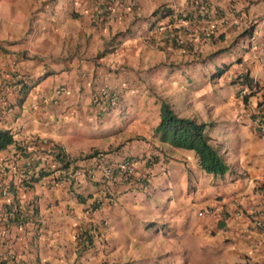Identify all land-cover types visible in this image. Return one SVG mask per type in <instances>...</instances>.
<instances>
[{
    "label": "crops",
    "instance_id": "crops-1",
    "mask_svg": "<svg viewBox=\"0 0 264 264\" xmlns=\"http://www.w3.org/2000/svg\"><path fill=\"white\" fill-rule=\"evenodd\" d=\"M27 1L0 0V19H5V25H0V45L5 50H0V75L25 74L30 84L37 81L13 109L17 116L7 115L1 123L3 128L12 130L20 145L0 151L3 168L0 177L9 182L17 176L16 167L23 163L24 157L21 146H27L25 151L36 150L34 147L40 150L42 139H49L77 158L117 148L104 160L118 164L124 155L140 157L134 164L136 174L140 177L148 174L150 178L140 186L121 179L111 182L102 176L105 165L101 161L81 158L76 164L91 170L89 173H94L95 178L87 175L75 186L63 180L55 183L43 178L32 188L16 189L10 198L0 197V263L153 264L154 260H161V264H264V228L255 227L248 216L263 196V186L254 187V184L264 178V127L260 129L248 115V110L257 105L256 96L249 98L245 107L241 99L230 95L223 106L218 91L219 99L206 104L214 109L215 118L210 121L212 132L217 133L221 123L227 128L226 135L220 132L217 137L209 133L213 144L219 146L220 153L230 162L226 161L230 172L224 178L206 173L198 166L197 159L193 163L177 154L174 147L159 142L153 136L157 123L131 125L123 135L121 129L105 121L113 109L123 114L126 104L145 90L155 89L173 102L185 96V89L175 87L176 83L161 87L158 76L167 74L169 68L187 71L195 66L175 67V63L162 69L155 66L154 58H159L161 53L165 60L167 49L160 50L150 44L149 39L156 32L150 31V25L142 18L162 3L180 6L187 0H135L137 9L133 13L117 8L126 26L133 25V32L101 57H96L100 47L121 31L117 30L120 25L116 16L93 25L92 15L83 13L81 8L93 13L91 1L82 0L75 7L73 0H62L57 4L60 10L54 15L42 14L41 21L39 16L42 29L24 35L21 29L28 20H17L15 15ZM70 5L83 13L86 21L83 27L76 15L72 18ZM135 35L140 36V41H132ZM257 52L246 54L244 67L239 65L232 74L248 69L251 77L264 87V57H259L261 52ZM72 54L82 56L77 55L76 62ZM86 54L92 58L83 56ZM42 58L53 60L50 68L43 65ZM198 66L200 69L201 65ZM49 74H59L65 84L43 87L41 84ZM167 87L173 90L171 94ZM229 87L237 90L236 84ZM107 88L120 92L117 107L104 108L99 93ZM17 96V92H6L9 103L14 104ZM149 157H154L156 162L147 163ZM10 200V205L2 206ZM97 200H101L99 208L93 203ZM27 203H36L38 207L36 223L18 228L13 222L5 221V211ZM212 206L225 211L222 220L197 216L201 208ZM235 209H242L244 214L235 216ZM149 223L162 225L163 230L149 227ZM92 226L97 229V235L93 236L91 245L83 248L78 245L79 229ZM198 253L202 255L200 262Z\"/></svg>",
    "mask_w": 264,
    "mask_h": 264
},
{
    "label": "trees",
    "instance_id": "trees-1",
    "mask_svg": "<svg viewBox=\"0 0 264 264\" xmlns=\"http://www.w3.org/2000/svg\"><path fill=\"white\" fill-rule=\"evenodd\" d=\"M92 6L94 7V11L92 13V24L93 25H99L103 24L108 21L109 18H112L110 16L111 13V2L110 0H92ZM195 3V2H194ZM213 3V2H212ZM211 2L208 0H199L198 4L192 7L190 10H185L177 14H173V10L166 6L161 5L159 6L152 14L153 19L145 18L144 20L149 21L150 25V31H153L155 27L158 25V22L163 19H168L169 17H173L176 19H183L188 21H193L190 24L196 25L198 28L200 26L199 21L201 19L204 20H211V18L214 17H221L223 16V11L226 9H222V5L220 6H213ZM202 7L204 10L203 17H201V14L196 13V9L199 7ZM172 18H170V21L172 22ZM132 26L130 25L127 29L121 30L113 34L108 40L104 42V49L99 51L96 55V57H101L106 55L107 53L111 52L115 47H117L119 44H121L122 40L127 38L128 36L131 37L132 35ZM202 27H205L204 25H201ZM223 30V28H222ZM209 30H201L194 31V37L197 39L198 42H201V40L204 39V41H208L210 39L215 38L216 36V29ZM187 33V31H185ZM208 32V33H207ZM172 35H169L168 37H160L158 39H155V36L153 38L149 39L150 44L152 46H155L156 48L160 50L165 49H175L180 48L183 52H191V42H181L180 39V32L176 29H173L170 31ZM207 34V35H206ZM224 34H220L219 37H223ZM194 38V39H195ZM160 45H154L158 44ZM0 50L5 51L4 47L0 45ZM211 57V58H210ZM208 60H212L214 57L211 55ZM239 58H236L235 61H239ZM214 65L213 70L209 71V77L208 79L213 81L216 78L221 79L223 76L227 74V71L230 69V64L228 63H217L212 62ZM243 60L239 61V65L243 68L244 65ZM10 76H1L0 75V97L5 93L6 88L8 87L10 91L17 92L19 96L15 99V103H9L8 99L5 102H0V109L5 110L6 108H13L15 109L16 105H20L23 98L26 97L29 90L34 86V83H27L22 76L18 77V74L11 73ZM43 78V77H42ZM229 84H238L241 86V89H244L245 86H247L251 91L253 88H256V90L252 91L250 94H247L244 97V101L247 103L249 101V98L251 96H254L255 93L261 89L260 98H258L257 106L260 105V109L258 113H253L251 115V119L254 121H259V124H264V87H260L255 81L253 77H251L248 69H243L236 75H230L229 77ZM245 85V86H244ZM119 100V98H118ZM104 107H108L109 104L105 103ZM14 115L17 116V112H14ZM7 116L6 111H4V114L0 113V151L5 150L10 145H17L20 144L16 142L14 139V133L9 128H3L1 123L4 121V117ZM211 123L203 122V121H197L196 119H191L183 116H179L176 113L173 112V110L166 104H163L160 108V121L157 124V126L154 128L153 133L154 136L158 137L160 142L169 143L170 145L176 147V148H183L188 150H193L196 158L197 163L200 169L204 170L205 172L212 174L216 177H224L230 170L228 164L223 159L222 155L219 153V150L217 147L213 146L210 143V137L207 134L208 126H210ZM261 128V127H260ZM27 146H21L20 150L23 152L24 156L28 159L31 157L30 153H24V149ZM42 152L49 154V156L52 158L54 162H56V171L57 174L54 175V182H61V180H64V176L61 175L62 170L67 169L70 165H75L77 162V159L81 158H89L93 157L96 158L97 161H101V163H104L106 167H108L113 173H117V169L112 170L113 168H110V162L103 160L104 157L111 152V150H108L106 152H92L89 154L84 155H78L77 157H72L70 154L66 153L62 149L59 148V146H53V145H44V148L42 149ZM40 159L32 160V163L30 164V168L25 170V175L20 177L21 182H23L25 179H28L29 182H25V187L29 188L33 186V183H36L40 181L43 178H47V175L52 174V171L50 169H47L44 166H40L37 170L35 168L39 165ZM129 178H132L131 175H128ZM145 182V180H143ZM24 185V184H23ZM101 200L94 201L95 207H100ZM92 203V204H93ZM100 204V205H99ZM30 215L29 212L16 209L12 213L11 220H26L27 217ZM77 240L78 245L82 246L83 248L89 246L92 244L93 241V235L88 234V228L85 229L82 233L77 234ZM4 264V263H0Z\"/></svg>",
    "mask_w": 264,
    "mask_h": 264
},
{
    "label": "rangeland",
    "instance_id": "rangeland-1",
    "mask_svg": "<svg viewBox=\"0 0 264 264\" xmlns=\"http://www.w3.org/2000/svg\"><path fill=\"white\" fill-rule=\"evenodd\" d=\"M52 1L54 0H40V2L38 0H28L23 5V7L22 6L19 7L20 12H18L15 15V18L20 21H23L24 19L28 20L27 25L23 29H21V32H23L24 35L31 33L34 30H37L39 27H41L42 29V24L40 26V23L38 22L39 16L41 17L42 14H47L48 16H52L60 10L59 5L57 6V4L59 3V1L61 2L62 0H55L54 2ZM86 1L87 0H83V2ZM236 2L237 0H235V4ZM245 2L246 1L244 2L241 1L240 5L237 3L235 8L233 6L234 9L241 12H245V15L248 16V18L245 21L234 22L236 24V27L232 22L230 24V29L226 28L225 31H222L221 27L216 28L217 34L215 38L210 39L208 41L199 42L200 44L193 41V44L195 46H199V47H195L197 51L196 53H198L199 56L196 57L194 55H187V57H184L186 55H183L179 50L167 49L164 54L166 56L165 60H162L163 58L160 52H159L160 53L159 58H154V60L156 61L155 66H157L159 69H162L164 65H169L170 63L182 64L183 62H188L189 60H193V59H200L202 57L209 58L212 55L213 57H215L214 60L217 63L220 62L223 63V61H225L226 63L230 62L231 64L230 72L232 73L233 69H235L236 67L239 68L238 67L239 61L235 62L236 57H240L242 60H245L247 59L245 58L246 54L248 55L252 51L261 52L260 53L261 55L258 56L264 57V2L259 0H250L249 5H246ZM73 5L75 7H78L74 2ZM73 5L68 6V9L71 8L72 11H75ZM63 8L67 9L66 6H63ZM81 8L83 10V13H86L87 15L89 14L91 15V12L89 10H86L83 7ZM232 10L233 9L230 8L229 12H232ZM79 12L80 11H77V13L73 12L71 16L73 18V15L77 14L76 16L80 24V27H83V25L86 24V21L84 15H81L83 13L81 12L80 14ZM119 14L121 13L118 12V9L114 8L112 15L116 16L117 19L116 22L120 25V27H118L117 30L127 29L128 26H126V22L123 14L121 15ZM223 14H226L225 10ZM4 17L6 16L4 15ZM261 19H263L262 22L258 24L256 27L259 36L260 50L259 49L247 50L248 46L246 45L245 42L246 39L244 40L242 38V32L244 31L246 26L249 25V23L256 21L257 24L258 21ZM41 20L42 17L40 18V21ZM228 21H234V20L230 16ZM0 25L1 26L5 25V19H0ZM221 33L224 34L223 37H219ZM0 35H2V32H0ZM132 38H134L132 40L133 42L140 41V36L135 35ZM154 45H160V43L158 42V44L156 43ZM103 49L104 46L102 45V47H100V51ZM244 49H246L247 51H244ZM80 54H72L71 57L74 56L75 57L74 59L77 62L79 61L77 55H79V57L82 56ZM25 56L26 55H22V57ZM83 56L87 58L91 57V55L88 54ZM183 58L186 59L183 60ZM51 62H53V60H51L50 58L47 59L42 58V63L44 66H46V68H50L49 65L51 64ZM62 63L66 65L65 62ZM202 65L200 69H198L199 66L195 64L194 65L195 68H193L192 70H189L187 68V71H185V69H182L181 71L179 69H170V68L168 69L165 66L168 69V73L158 76V81L159 83H161V87L173 86L176 83L175 87H182L183 89H185V96L182 97L181 99H177L176 102H173L172 98L170 100V97L161 96L157 94L155 89H153L152 92L145 90L143 92L138 93L130 100L129 103L126 104V111H124L123 114L113 109V113H111L110 116H106L105 121L107 123L109 122L110 125L113 124V127L115 129H121L123 132L128 127H131V125H136V127H139L140 125L145 124L146 121L158 123L160 120V108L162 107L163 104H166L173 110L174 113H176L179 116L196 119L197 121L210 122L211 120H213V118H215L213 114L214 109L212 108V105H210V107L209 105H207L206 107V104L208 102L214 101L216 98L219 99L218 93L216 94V92L220 91L221 98L223 99V103H224L223 106H225L228 103L227 100L229 99L230 95H236L237 90L236 91L235 89L229 90L230 87L226 85L219 87L220 84L218 78L214 82L209 80L208 72L209 70L213 69V64L207 63V65L204 66V63H202ZM44 71L45 70L42 71V74L44 73ZM189 76H193V78H189ZM60 84H65V82L62 81L59 74H54V75L49 74L43 80L41 85H43V87L56 88ZM222 84H224V82H222ZM166 90L170 91V94L173 91L169 87H167ZM212 129L213 128H210L209 133L217 134V137L219 136L220 132L224 133L225 135L227 134V128H225L222 123L218 127L217 133L216 131L212 132ZM125 134L127 133L124 132L123 135ZM174 149L177 151V154L184 155L187 159H189V161L196 163V156L193 150L175 148V147ZM224 158L228 162V164H230L225 154H224ZM189 187L190 184L187 186V188L189 189ZM135 232H136L135 229H132L133 235H135ZM207 256L210 257L211 255H206V257ZM201 258L202 255L198 253L199 262ZM154 261L155 262L153 264L162 263L161 260H154Z\"/></svg>",
    "mask_w": 264,
    "mask_h": 264
},
{
    "label": "clouds",
    "instance_id": "clouds-1",
    "mask_svg": "<svg viewBox=\"0 0 264 264\" xmlns=\"http://www.w3.org/2000/svg\"><path fill=\"white\" fill-rule=\"evenodd\" d=\"M54 1H52V2H54ZM81 1L82 0H73V2L76 4V6H79V2H81ZM88 1H92V0H88ZM208 1L211 2V3L213 2L212 3L213 6H220V5H222L221 10L222 9H225L227 7L225 9L226 14H223V16H221V17L211 18V20H209V21L204 20V19L198 20L199 21V24H200V26L198 28L196 27V25L190 24L193 21H188V20H183V19H176V18H173L171 16L168 19L166 18V19H163V20H161V21L158 22V25L154 29V31L156 32V34H154L155 39H158V38L163 37V36L168 37L169 35H172L170 33V31L173 30V29H176L181 34V36H180L181 42H188V41L191 42L190 45L192 47V51L191 52H183L180 48H175V49H171V50H179L183 55H186L184 57H187V55H194V56L197 57V56H199V54L196 53L197 51H196L195 47H199V46H195L193 44V41L197 42L198 44H200V43L194 37V35H195L194 34V31H196L197 29H198V31H201L203 29L204 30L206 29V30H209L210 31L211 29L213 30V29H216L218 27L223 28L222 31H225L226 28L227 29H230V24L232 22L234 23V22L245 21L248 18V16L245 15V12L238 11V10H236L234 8H235V6H236L237 3L240 5L241 4V1H243V2L246 1L245 2L246 5H249L250 0H237L236 4H235V0H208ZM259 1L264 2V0H259ZM110 2H111V4H110L111 5V10H110L111 13H110V16L112 18L115 17L114 15H112L114 8H122L123 7V9H125L129 13H133L137 9V4H136L135 0H110ZM198 2H199V0H187L184 5H180V6H178V5H175L174 6L173 4L171 5V4H168V3H162L161 5H166V6L170 7L173 10V14H177V13H180V12L185 11V10H189V9L191 10L193 6L199 5ZM161 5H159V6H161ZM233 6H234V8H233ZM230 8L233 9L232 12H229ZM73 12H76L77 13V10H75ZM153 12L150 15H148L147 17H143L142 19L143 20L145 18L153 19V17H152ZM203 12H204V10L202 9L201 6L196 9V13L201 14V17H203ZM75 15H77V14H75ZM91 15H92V13H91ZM230 16L233 18L234 21H228V19L230 18ZM170 18L173 19L172 22L170 21ZM262 20L263 19L259 20L257 24H256V21L249 23V25H247L246 28L244 29V31L242 32V38L244 40L246 39L245 42H246V45L248 46V49L247 50H249V49H253V50H258L259 49L260 50V47H259L260 46L259 36H258L256 27H257L258 24H260L262 22ZM145 21L147 23V26L149 27V21L148 20H145ZM201 25H204L205 27H202ZM234 26L236 27V24L235 23H234ZM185 31H187V33ZM203 41H204V39L201 40V42H203ZM247 50L244 49V51H247ZM195 53H196V55H195ZM214 58L212 60H208V57L207 58L202 57L200 59H193V60H189L186 63L180 64V66L181 65H184V66L189 67V64L190 65H195V64L196 65H198V64L202 65V63H204V66H206L207 63L213 64L212 62H216L214 60ZM236 58H239L240 60H242L240 57H236ZM223 62H225V61H223ZM229 64H230V62H229ZM178 65L179 64H175V67H177ZM213 68H214V65H213ZM230 69H231V64H230ZM230 69L227 71V74L221 78V79H223L222 82H224V84L221 83L219 85V87L220 86H225V85L226 86H229L230 85L229 82H228L229 81V77H230V75H233L230 72ZM209 71H211V70H209ZM209 73L210 72H208V76H209ZM238 73H236V74H238ZM22 75H23L24 79L26 80V77H25L26 75L25 74H19V77L22 76ZM216 79H214L213 82ZM221 79L218 78V81L221 80ZM26 82L29 83L27 80H26ZM257 83H258V81H257ZM254 90H256V88H253L252 89V91H254ZM252 91L247 86H245L244 89H241V86L237 84V93H236L235 96H237L239 99H241L243 101L244 106L246 107V106H248L249 102L246 103L244 101V97L247 94H250ZM113 94H115V101L114 102H112L110 100V97ZM260 94H261V89L258 90L255 93V95H254V96H256V103L259 101L258 98H260ZM99 96H100L102 102L104 104L105 103H108L109 104L108 107H111V108L117 107L118 104H119V101H120V92L117 91V90H112V89H108V88L107 89H102L101 90V93H99ZM251 97H253V96H251ZM118 98H119V100H118ZM103 106H105V105H103ZM11 109H12V112L9 113V114H7V115H10V114H13L14 115L13 108H11ZM259 109H260V105L259 106L256 105L254 108H251L250 110H248V115L250 116V119H251V115L253 113H256V112L258 113ZM5 117H4V119H5ZM252 121L259 128L261 127L263 129L264 124H259V121H254V120H252ZM208 123H211V125L208 126V129H207V134L210 137V135H209V129L213 125V123L212 122H208ZM153 136H154V133H153ZM154 137H156V136H154ZM156 138L158 139V137H156ZM158 141H159V139H158ZM161 143H165V142H161ZM210 143L213 146L217 147L218 150H220V148H219L218 145H214L213 144L211 137H210ZM47 144L53 145V146L54 145L55 146H59L60 149H62L63 151H65V149L61 145H59L57 142L51 141L49 139H42V141H41V145L42 146H41V149L40 150H39V147H34L36 150H33L31 152L30 151H25L26 148H27L26 147L24 149V153H30L31 154V157L29 159L27 157H25V156L23 157V163L16 167L17 176L16 177H12L9 182H5L4 179L2 177H0V197H3L4 199L5 198H10V194L11 193H16V189L18 190V188H20L22 190H26V189L32 188L34 186L35 183H33V186L32 187L26 188L25 187V182L28 183L29 180L28 179H25L23 182H21L20 177L23 176V175H25V170L30 168V164L32 163V160H35V159H40V161H41V164H39L35 168V170H37L41 165L44 166V167H46L47 169H50L52 171V174L47 175V178L46 177L45 178L48 181H50V182L51 181L54 182V180H53L54 177H55L54 175L57 174V171H56V167H57L56 162H54L52 160V158L49 156V154H46V153L42 152V149L44 148V145H47ZM167 144H169V143H167ZM170 146H172V145H170ZM172 147H174V146H172ZM116 149L117 148L112 149L111 152L109 154H107V155L112 154L113 152L116 151ZM219 153H220V151H219ZM22 154H23V152H22ZM221 155H222L223 159L225 160L223 154H221ZM121 158H123V159L118 164L117 163H114V162H110L108 159H106L105 161L110 162V168L112 167L113 168L112 169L113 171H114V169H117L118 171H117L116 174H113V173H111L112 171L108 167L105 166V170H104V173H103L102 176L103 177H106L107 180H110L111 182H115L116 180L121 179V180L127 181L130 185H136V186L145 185V182H143V180H145V181L149 180L150 176L148 174H146V175L143 174L142 177L138 176V173L136 174V168H135V165H134L135 162H136V159H138L140 157H131V156H128V155H124ZM155 160L156 159L154 157H149L147 163L148 162H152L150 164H153V163L156 162ZM95 161H97V160L95 159ZM225 162H226V160H225ZM101 164H104V163H101ZM4 167H5V165H4ZM229 168H230V166H229ZM2 169L3 168L0 167V173H1ZM77 171L80 172V175L76 178L74 175H75V173ZM89 171H91V170H85L83 167H79L77 164H75V165L72 164L67 169L62 170L61 175H63L64 178H65L63 180L64 182L68 183L69 185L75 186V185H78L80 183V181L82 180V178L86 177L87 175H89L91 178H95V174L92 173V172L89 173ZM229 172H230V170H229ZM231 172L233 173V171H231ZM128 175H131L132 178H129ZM220 178H224V177H220ZM55 183H57V182H55ZM3 191H5V194H3ZM11 203H12V201L10 200L9 203H6L5 202V203H3L2 206L10 205ZM16 209L29 212L30 215L27 217L26 220H23V219L22 220H18V219L17 220H11L12 213ZM235 210H237V209H235ZM210 211L216 212L217 213V217H215V218L211 217L208 214ZM218 212H220V213L222 212L221 213L222 215H224V213H225V211L223 209H217L214 206H212V207H206V208H201L197 212V216L198 217H206L207 216L211 220H213V219L222 220V219H220L218 217V215L220 214ZM37 215H38V207H37L36 203H34L33 205H31L30 203H27L26 205H23V206L22 205H18V206L15 205V207L13 209H11L10 211H5V213H4L3 216L6 217V220L5 221L13 222L16 225V227H18V228H24V226L26 224H28V223H36V221L38 220L37 219ZM19 224H22V226L19 227ZM148 226L149 227H154L156 230H161V228L163 230L162 225H156L155 223H149ZM85 229H86L85 227L80 228L79 229V233H82L83 231H85ZM97 232H98L97 229L95 227H93V226L90 227V228H88V234L89 235L96 236L97 235Z\"/></svg>",
    "mask_w": 264,
    "mask_h": 264
},
{
    "label": "built area",
    "instance_id": "built-area-1",
    "mask_svg": "<svg viewBox=\"0 0 264 264\" xmlns=\"http://www.w3.org/2000/svg\"><path fill=\"white\" fill-rule=\"evenodd\" d=\"M8 89L9 88L7 87L5 90V93H3V95H1L0 102L6 101V92L8 91ZM110 100L112 102L115 101V94H113L110 97ZM4 111H6V113L9 114L12 112V109L10 107L6 108L5 110L0 109L1 114H4ZM79 175H80V172L77 171L74 176L77 178ZM261 186H263L262 200L260 203H258L253 209L249 210V212H248V216L250 217L252 224L259 229L264 228V178L262 180L259 179V180L255 181L254 187H261ZM3 194H5V191H3ZM218 213H220V212H218ZM221 213L218 215V217L220 219H223L224 215H222ZM208 214L213 218L217 217V213L214 211H210ZM243 214H244V211L242 209H237L234 211L235 216H241ZM21 226H22V224H19V227H21Z\"/></svg>",
    "mask_w": 264,
    "mask_h": 264
}]
</instances>
